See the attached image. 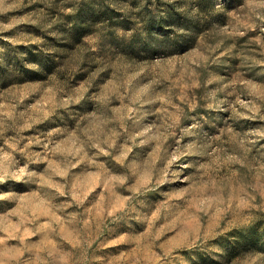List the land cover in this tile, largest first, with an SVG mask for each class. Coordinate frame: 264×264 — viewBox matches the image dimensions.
<instances>
[{"label":"clouds","instance_id":"1","mask_svg":"<svg viewBox=\"0 0 264 264\" xmlns=\"http://www.w3.org/2000/svg\"><path fill=\"white\" fill-rule=\"evenodd\" d=\"M37 2L52 7L51 0H29ZM210 2L202 10L200 0H162L193 23L209 25L199 36L168 26L167 40L197 41L182 55L137 66L120 61L111 44L95 46L89 62L82 56L76 62L75 71L86 79L67 89L54 90L48 82L11 86L12 107L0 104V264H188L175 250L196 248L219 260L218 238L248 222L236 223L239 209L264 214V0H239L231 10L229 0ZM21 6L24 0H0V13ZM149 7L166 18L157 0ZM220 14L229 18L227 25L213 19ZM35 15L0 22V41L18 43L6 33L37 24ZM133 19L128 31L115 29L118 40L137 32L147 39L143 23ZM48 35L65 37L56 30ZM240 38H247L243 48L236 47ZM225 40L232 41L237 63L222 72L226 53H216ZM26 55L18 57L23 66L42 71ZM113 57L117 63H109ZM108 68L113 71L101 80ZM146 69L178 72L182 90L178 94ZM56 79V73L48 76ZM33 96L39 98L31 102Z\"/></svg>","mask_w":264,"mask_h":264},{"label":"rangeland","instance_id":"2","mask_svg":"<svg viewBox=\"0 0 264 264\" xmlns=\"http://www.w3.org/2000/svg\"><path fill=\"white\" fill-rule=\"evenodd\" d=\"M179 2V0H178ZM52 7L40 3L29 4V0H24V6L20 8L0 13V22H11L14 19L25 16L28 13H36L34 19L38 18L37 24L24 23L18 24L6 35L13 36L19 41L15 45L0 41V46L6 50L0 52V104L12 107V100L8 97V91L12 85L17 86H35L44 85L48 82L54 90L67 89L70 84L81 82L86 79L87 74L75 71L78 58L83 57L87 63L90 60V51L92 47L111 44L121 53L119 60L135 64L137 66L145 62L151 63L156 57H168L170 55H182L186 51L197 47L196 39L180 38L177 41L167 40L170 35L168 26L185 27L193 31L197 36L207 31L209 25H200L193 23L185 16L176 11L172 5H164L162 0H157L161 8H167V15L159 16L153 13L148 4L142 6V0H51ZM239 0H229L226 8L231 10L234 4ZM210 0H200L202 10L211 8ZM66 7L72 8V13H66ZM43 9V11H41ZM140 9L139 11H136ZM133 17L139 18L143 23V31L148 33L147 39L137 32L131 40H118L115 34L116 28H123L125 31L135 27ZM215 22L224 26L229 23V18L225 14H220L213 18ZM55 21L52 29L46 26ZM72 24L68 29L67 24ZM52 30L60 31L65 34L63 41L52 39L48 33ZM156 36H163L165 40L160 41ZM34 40H42L44 43H33ZM204 42L214 43L212 37L205 36ZM247 43V38H240L236 44L237 48H243ZM170 45V47H168ZM232 45L231 40H225L217 50V55L221 56L222 64L218 66L219 71H225L226 65L231 64L236 67V61L233 59L232 52L229 51ZM44 49V50H42ZM47 49H54L48 52ZM141 52L144 54L141 55ZM20 53H26L25 59L34 64H38L42 71L28 70L23 66V62L18 58ZM109 63H117V58L113 57ZM63 67V72H56L57 68ZM217 67V66H213ZM113 71L108 68L100 73V79L107 78ZM132 74V70H127ZM151 76L157 77L164 84L176 89L177 93L182 90L183 77L176 71L169 72L167 69H146ZM56 73L55 81H48V76ZM147 82L145 77H141ZM264 83V78H259ZM200 95V93H197ZM39 97L33 96L31 102H35ZM29 101H25V105ZM201 105L203 101H200ZM24 105H19L20 110ZM202 111V108H201ZM254 122H245L252 124ZM239 203V201H237ZM247 217L248 222L243 228L234 227L224 236H220L216 243L223 249V255L219 260L212 259L207 250L200 248L188 251L187 249H176L177 256H183L188 264H264V214L255 215L252 210L247 208L239 209V216L236 217V223L240 219ZM232 219L229 215L226 217L220 227L225 228ZM218 231V229H217ZM238 236L237 241L231 239L232 236ZM120 251L131 253L130 248L119 246ZM115 255H120L116 249H112ZM145 255L149 253L145 252ZM196 259L193 260L192 257ZM120 264H127L121 261ZM175 264H180L176 261Z\"/></svg>","mask_w":264,"mask_h":264}]
</instances>
